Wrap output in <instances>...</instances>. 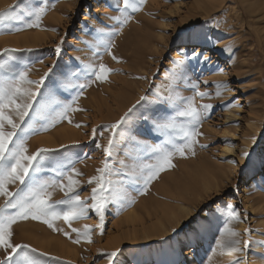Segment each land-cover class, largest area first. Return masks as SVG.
I'll return each instance as SVG.
<instances>
[{
  "label": "rangeland",
  "instance_id": "374dc122",
  "mask_svg": "<svg viewBox=\"0 0 264 264\" xmlns=\"http://www.w3.org/2000/svg\"><path fill=\"white\" fill-rule=\"evenodd\" d=\"M31 3L47 7L39 27H26L23 16L0 20V53L18 50L0 55V62L15 58L31 68L29 78L36 81L48 73L41 88L43 97L37 96V100L53 114L76 97L79 89L72 85L90 86L73 105L83 111L70 114L72 123L62 120L47 131L32 134L27 139L29 153L52 149L57 150L49 154L54 160L74 161L82 173L76 177L77 192L91 205L96 184L88 181L104 167L103 149L111 136L105 126L128 113L130 119L117 132L130 134L134 140L118 137L116 153L107 158L118 192L107 204L103 230L98 227L100 217L89 208L71 228L63 219L55 221L70 237L29 218L12 225V242L48 253L42 257L47 264H233L237 257L243 264H264V174H256L259 167L264 168V0H145L138 11L130 10L131 19L112 38L115 46L111 52L119 62L105 50L108 37L103 34L119 28L109 19L119 15L117 0ZM17 4L20 7L13 16L24 7L22 0H0V12ZM186 43L190 50L182 53L180 47ZM193 52L202 54L200 61L205 57L207 61L186 60L185 54L190 57ZM101 63L113 69L107 79L88 80L86 66L98 68ZM194 81L199 82L198 91L209 95L197 96ZM220 83L227 88L218 89ZM142 96L146 99L141 100ZM169 97L168 115L184 106L181 98H194L198 108L202 104L213 107L199 126L202 135L196 137L194 154L188 150L184 156L175 154L174 166L161 171L145 191L143 180H137L139 173L132 175L134 168L155 163L143 146L180 140L174 133L165 136L153 131L151 122L145 123L141 114L151 116L159 100ZM129 109L133 111L129 113ZM183 119L177 117V122ZM44 124L39 121L36 127ZM245 152L250 159L245 158L241 167L239 156ZM53 175L42 173L44 178ZM257 175L260 181L245 195L244 186ZM16 187L9 185V190ZM61 199L64 192L57 188L52 200ZM3 202L0 197V204ZM228 204L235 206L244 221L232 224L238 239L251 241L245 253L213 251L218 239L225 243L228 239L226 234L221 236ZM84 225L91 226V242L80 239L75 243L78 234L72 228L83 231ZM112 252L117 256L110 261ZM5 255L0 249V260Z\"/></svg>",
  "mask_w": 264,
  "mask_h": 264
},
{
  "label": "snow or ice",
  "instance_id": "6c2138e0",
  "mask_svg": "<svg viewBox=\"0 0 264 264\" xmlns=\"http://www.w3.org/2000/svg\"><path fill=\"white\" fill-rule=\"evenodd\" d=\"M24 7L16 16L12 15L15 8H19L20 4L14 6L11 10L0 12V20L4 19H19L24 17L26 27H39L44 14L47 11L45 4L35 6L31 0H22ZM145 3V0H122L123 6H120V0H117L115 10L119 15L109 17L112 21L119 25L114 31L103 33V29H98V33H103L108 37L104 43L105 50L112 56L113 60L119 62V58L112 54L111 49L115 46L112 39L115 35L123 30V26L131 19V12L139 10L140 5ZM112 7V5H108ZM22 29L17 28L16 31ZM230 50V49H225ZM16 49H4V53L15 52ZM57 55L60 53L59 46L56 49ZM201 53L193 52L191 56L185 54L186 60H197L198 62H206L205 57L200 61ZM176 65H182L183 61H174ZM30 67L22 66L20 61L15 58L0 62V197L4 198L3 204H0V249L6 253L0 264H47L42 257H48V253L39 252L28 244H18L12 242V225L19 220L42 221L47 224L53 231L63 232L65 236L70 234L62 228H57L55 221L63 219V221L72 227V222L85 217L89 208L95 211L100 217L98 227L103 230L104 212L107 204L111 202V197L118 192L117 185L110 178L113 174L109 165L108 159L112 157L118 148L119 139L128 141L134 140L130 134L118 133L117 130L121 125L126 124L130 117L128 113L122 116L115 124L105 126L106 130H111V136L108 139V144L103 151L106 155L104 167L97 169V176L89 178L88 183L95 182L96 186L92 188L91 201L89 205L86 200H81L77 192L79 180L76 177L82 175L74 166V161L68 160L67 163L59 160H54L50 157V153L57 150L40 148L35 152L29 153L27 147V139L38 131H47L49 127L55 126V123L68 120L72 123L70 114L76 111H83L74 107L76 100L83 94V90L90 86L89 83H81L72 85L78 88L76 97L71 103L63 104L59 107V111L53 114L49 107L40 104L37 96L43 97L41 88L48 73L41 77L39 81L29 78ZM51 71V70H50ZM113 69L104 64H99L98 68L95 65L86 66L85 75L88 80L95 77V81H105ZM222 71V70H221ZM198 81L192 82L193 89H197L196 95L203 98L209 93L198 91ZM35 85V88L31 87ZM68 85H65L67 87ZM217 88H227V84H217ZM217 96L221 95L219 91ZM146 97H141L145 100ZM171 97L168 99H160L157 105V110L151 116L141 114V118L145 123L151 122V128L155 132H159L165 136L174 133L179 137L180 142L176 143L174 139L166 140L159 145H144L146 152L150 150L151 157H154L155 163H147L133 169L132 175L139 173L137 180H143L145 191L147 185L156 179L161 171L166 168L173 167L172 157L179 153L185 155L186 150L194 154V145L198 142L196 137L202 135L199 132V126L202 121L207 118L206 114H210L212 105L202 104L198 108L194 98H181L183 107H177L175 115H168V108L171 102ZM135 108V105L133 106ZM133 109H129L131 113ZM164 112L165 115H161ZM177 117L184 118L177 122ZM44 121L45 124L40 128L36 127L37 122ZM76 127H81L76 124ZM96 130L93 129L95 135ZM102 135V133H101ZM139 145L138 141H134ZM99 147V145H98ZM206 147V146H202ZM247 155V153H245ZM45 171L52 172V178H44L42 173ZM67 181V183H65ZM9 185H17L15 191L9 190ZM64 192V199L53 201V192L56 189ZM123 198V197H121ZM227 217L221 236L227 235L228 239L225 243L222 239L216 241V248L222 253L234 255L236 253H245L248 250L251 241L244 240L241 242L239 233L232 227L233 222H244L240 220V214L232 204L227 205ZM247 217H244L246 220ZM91 226L84 225L83 231L77 228H72V232H76L77 239L75 243H79L80 239H85L91 242L90 237ZM246 233H250L251 229H245ZM241 243L243 246L241 247ZM119 250H117L118 252ZM117 252L108 254V259L111 261L117 256ZM50 259L58 260V257ZM233 264H243V261L237 257Z\"/></svg>",
  "mask_w": 264,
  "mask_h": 264
},
{
  "label": "bare ground",
  "instance_id": "6f19581e",
  "mask_svg": "<svg viewBox=\"0 0 264 264\" xmlns=\"http://www.w3.org/2000/svg\"><path fill=\"white\" fill-rule=\"evenodd\" d=\"M189 46H190V44L189 43H186V44H183V45H181V52L182 53H185V52H187L188 50H190L189 49ZM202 46V45H201ZM193 50V49H192ZM200 50V49H199ZM176 56H178V54L176 55ZM143 72V71H142ZM249 151V150H248ZM226 152H230V150H228V149H226ZM250 152V151H249ZM245 153H247V152H245ZM245 153H241L240 154V156H239V160H240V166L241 167H243V165H245V158H248L249 157V154L251 153H248L247 155H245ZM248 159H250V158H248ZM216 173H218V172H216ZM260 173H263L264 174V168H262V167H259V170H257L256 171V174H260ZM208 175V174H207ZM219 175V174H218ZM220 176V175H219ZM207 178H208V176H206ZM210 177V176H209ZM206 178V179H207ZM211 178H213V179H215L213 176L211 177ZM210 178V179H211ZM218 178V177H217ZM219 179V178H218ZM260 176L259 175H257L255 178H253V179H251L245 186H244V191H243V193H245V195H247V194H249L250 193V191H251V189H253V188H255L256 187V184H257V182L258 181H260ZM204 180V179H203ZM209 180V179H208ZM207 180V181H208ZM215 181V180H214ZM202 183V182H201ZM200 183V184H201ZM205 184V183H204ZM208 184V183H207ZM215 184H216V182H215ZM218 184H220V183H218ZM191 185V184H190ZM198 185V184H197ZM200 187H201V185H199ZM208 186H211V185H208ZM194 187V186H193ZM205 188H206V186H205ZM210 188V187H209ZM194 189H196V188H194ZM210 189H212V188H210ZM203 190H205L204 188H203ZM190 191H194V190H190ZM196 191H198V190H196ZM196 191H195V193H196ZM206 191V190H205ZM193 193V192H192ZM200 193V192H199ZM209 193H210V191H209ZM194 194V193H193ZM196 194H198V193H196ZM200 195V194H199ZM192 196V195H191ZM198 196V195H197ZM248 196V195H247ZM202 197V196H201ZM173 212V211H172ZM162 220V219H161ZM116 264H124L122 261H120V262H118V263H116Z\"/></svg>",
  "mask_w": 264,
  "mask_h": 264
}]
</instances>
